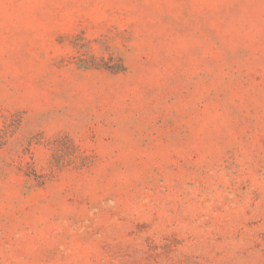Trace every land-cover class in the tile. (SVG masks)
I'll list each match as a JSON object with an SVG mask.
<instances>
[{"label":"rangeland","instance_id":"374dc122","mask_svg":"<svg viewBox=\"0 0 264 264\" xmlns=\"http://www.w3.org/2000/svg\"><path fill=\"white\" fill-rule=\"evenodd\" d=\"M0 264H264V0H0Z\"/></svg>","mask_w":264,"mask_h":264},{"label":"trees","instance_id":"16d2710c","mask_svg":"<svg viewBox=\"0 0 264 264\" xmlns=\"http://www.w3.org/2000/svg\"><path fill=\"white\" fill-rule=\"evenodd\" d=\"M6 136H0V145L3 143V141L5 140Z\"/></svg>","mask_w":264,"mask_h":264}]
</instances>
